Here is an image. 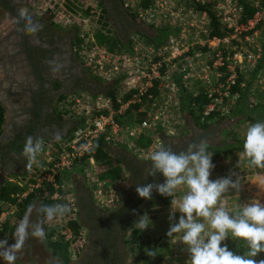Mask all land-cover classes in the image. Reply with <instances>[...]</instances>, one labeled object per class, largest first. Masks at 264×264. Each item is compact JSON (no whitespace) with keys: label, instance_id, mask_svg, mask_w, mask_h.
I'll use <instances>...</instances> for the list:
<instances>
[{"label":"built area","instance_id":"obj_1","mask_svg":"<svg viewBox=\"0 0 264 264\" xmlns=\"http://www.w3.org/2000/svg\"><path fill=\"white\" fill-rule=\"evenodd\" d=\"M178 1L121 0L124 8L135 13L136 21L148 26L159 23L175 25L180 19V11L174 9V4ZM31 2L34 10L46 14L56 25L78 26L79 49L85 68L98 82L113 84L114 87L113 99L103 91L80 90L70 96L66 114L72 127L67 135L43 142V151L33 165L40 167L42 172L28 185L19 176L7 177L5 180V184L14 185L17 189L10 194V200L0 201V228L12 216L16 203L32 188L45 182L50 185L51 196L56 204L69 203L71 206V213L49 222L51 227L58 228L64 240H70L72 232L66 223L69 219L77 218V206L75 195L72 196L63 189L61 181L64 171L69 168L84 169L82 177L95 204L112 206L114 203L111 198H106L103 193V188L112 186L106 185V181H99L97 177L98 167L92 157L93 140L101 137L109 147L119 144L134 147V140L142 135L151 139L146 130L166 121L158 116L171 112V101H176L181 96L182 88L186 87L184 80L189 74L192 75L191 67L185 63L186 56L193 50L189 48L192 44L179 43L182 38L170 33L164 43L156 38L151 46L148 42H140L137 36L131 38L132 42L127 48L111 51L95 43L93 39L94 31L90 24L93 18L96 23V16L92 5L83 0ZM250 4L253 11L243 21L239 20L241 7L236 0H215L213 4L212 9L217 19L227 29L222 37L214 36L203 41V46L212 54V61L201 70L210 72L212 68L217 77L213 91L201 88L210 96V101L203 110L204 114L214 110L218 112V105L223 98L236 92L231 89L232 86L236 88L240 84L235 82V69L238 74L245 66L257 69L256 66H260L263 61L260 67L263 77L258 80V84L260 89L264 88V0H250ZM157 35L155 33L153 37H158ZM224 61L227 75L220 82L218 77L221 73L217 66ZM198 89L199 87L187 96H193ZM180 105V111L184 112L183 105ZM126 117L130 118V125L124 130L123 122ZM163 128L169 131L166 125ZM152 141L150 140L151 143ZM157 143L160 145L161 140H157ZM114 183L123 184L124 181L121 178ZM120 188L124 189L123 185Z\"/></svg>","mask_w":264,"mask_h":264},{"label":"flooded vegetation","instance_id":"obj_2","mask_svg":"<svg viewBox=\"0 0 264 264\" xmlns=\"http://www.w3.org/2000/svg\"><path fill=\"white\" fill-rule=\"evenodd\" d=\"M84 1L94 7L96 18L104 13L119 37L121 29L132 28V19L121 0ZM21 8H26L28 15L43 25L36 34H27L24 23H18ZM79 38L78 26L56 25L34 10L31 0H0V81L7 85L1 94L6 105L0 101L4 114L0 132V188L8 175L26 170V160L21 156L26 138L45 142L68 134L72 122L66 114L67 102L74 92L105 91L107 86L91 78L81 60ZM57 65L59 70L53 71ZM15 80L19 86L13 92ZM196 141L197 138H190L186 143L166 145L178 152ZM122 160L129 173V185L120 204L98 206L90 194L82 192L76 197L77 219L84 236L79 252L64 262L46 250L47 255L40 260L20 263L126 264V236L152 199L139 197L136 186L163 183L164 177L158 173L145 179L149 159ZM156 193L154 189L152 197Z\"/></svg>","mask_w":264,"mask_h":264},{"label":"rangeland","instance_id":"obj_3","mask_svg":"<svg viewBox=\"0 0 264 264\" xmlns=\"http://www.w3.org/2000/svg\"><path fill=\"white\" fill-rule=\"evenodd\" d=\"M174 9L178 10V12L180 11L179 16L181 19H179L175 25L159 23L148 26L137 21L140 25H142L141 28L143 29L133 30L135 28H130L128 31L121 29V32H118L119 35L122 33L120 38L127 41V46L131 44V38H135L137 36H139L140 42H148L151 46L154 42H156V38L159 39V42L164 43L167 34L172 33L171 35L180 36L182 38V40H179V43L184 45L192 44L189 48L193 50V52L189 53V56H186L185 63L186 66L191 67L192 75L189 74L184 80L186 82V87L182 88L181 96L176 101H171V103H173L171 112H164L163 116H158L160 118H165L166 121H161L154 128L150 127L146 130V133L151 138L150 140H153L152 143L150 142L151 145L149 144L150 147H128V145L125 144H119L116 147L110 146V148H114L116 152H118L120 159L129 158L135 160H147L149 159L151 153L163 144L162 139L167 138V143L169 144H176L180 141L186 143L190 140V138H197L196 142L206 140L207 144H212V142L217 144L218 140L224 138L225 128L236 122L238 117L245 115L256 118L255 121H253L254 123L257 121L264 122V88L260 89V84H258V80L263 77L262 72L260 71V67L263 65L262 61L261 65L259 64L260 66H258L257 69L245 66L244 70L239 73L240 84L235 88L236 92L232 95L224 97L223 101L218 105V112L227 117L228 120L214 123L208 129H205V131L207 130L206 132L212 130L211 135L207 134L205 137L191 132L190 124L193 125L192 121L186 114L185 109L184 112L180 111L182 96L186 99V96L194 92L198 87L204 88L208 91H213L215 87L214 82L217 77L212 68L210 72L201 70L205 64L208 65V63L212 61L211 52L207 51L203 46V41L206 39V29L208 23L207 17L204 13L194 9V5L191 0H179L174 4ZM109 25L110 31H113L114 26L111 22ZM90 26L93 31L97 30L98 23L94 22V18L93 20L91 19ZM151 33H157L158 37L154 38ZM198 52H201V55H198ZM88 74L91 78H93L89 72ZM194 77H197V79H194ZM94 80L97 81L95 78ZM116 87H118L117 83ZM76 93L77 91L74 92L71 97ZM251 121L246 120L243 123L234 126L235 130L239 133V136L246 133L248 127L253 123ZM129 125L130 118L126 117L123 122L124 130L128 128ZM164 125H166L169 131H166L163 128ZM213 126H216V128L212 129ZM122 135H124V132ZM123 140L126 139L123 138ZM157 140H161L160 145L157 143ZM122 163L124 167L122 174L124 183L120 184L108 182L106 185L112 186V188H103L104 196L108 199L111 198L112 203H116L117 205L120 204L122 199H124V196L128 191L129 184V173L124 162ZM212 163L215 167L211 171L210 179L215 180L217 178L228 177L230 175L233 180H235L237 176L240 179L241 187L239 191L232 189L223 197L229 210L257 201L264 204V169L250 167L247 159L243 156V151H234L231 154L219 158L217 161H212ZM83 171L85 170H77L75 168H69L64 171L61 182L63 189L66 190L68 194H71L72 196L75 195L77 182H79L82 186L83 184L85 185L86 181L82 177ZM15 178L17 177L15 176ZM122 185L124 189L120 188ZM87 193L90 194L89 192ZM157 194L159 193L157 192ZM182 194L183 193L181 191L176 193L177 200L180 199ZM166 198L167 201L164 202H157L155 199L145 207L141 216H148L151 220V225L143 232L136 229L134 226L136 232L135 234L137 236L135 241H129L130 235L126 236V264H190V256L187 252L186 246L181 242H177L176 244L172 243L171 239L166 235L170 224L178 222L180 216V213L177 211L175 214V221L169 220L171 197ZM34 205H37L36 201H34L31 206ZM30 209L31 207L25 213L23 218L29 213ZM37 219L38 216L36 212L31 211V221L35 223ZM13 235L7 239L9 244L14 243ZM176 238L179 239V234H177ZM232 241L233 238L229 236L222 242V245L226 244L227 246H230ZM148 251H153L155 256L148 255ZM45 254L47 255L44 239L40 240L36 238H29L24 245L23 252L18 254L16 261L24 263L26 260H40L42 256H45ZM254 259L257 261L264 260V253H260ZM0 264H5L2 258H0Z\"/></svg>","mask_w":264,"mask_h":264},{"label":"clouds","instance_id":"obj_4","mask_svg":"<svg viewBox=\"0 0 264 264\" xmlns=\"http://www.w3.org/2000/svg\"><path fill=\"white\" fill-rule=\"evenodd\" d=\"M18 17V23H24L27 34L34 35L43 28L28 15L26 8L18 10ZM58 70L59 65L53 69ZM42 151L40 139L26 138L21 156L26 160L28 171L37 163ZM212 155L208 152L206 140L189 143L185 150L178 152L170 145L161 144L149 157L145 179L159 173L164 182L138 184L135 190L144 199H151L154 189L162 196L171 197L169 220L175 221L177 211L180 216L178 222L170 224L166 235L172 243L181 242L186 246L190 264H264V260L254 259L264 253V204L257 201L229 210L223 197L232 189L239 191L240 179L237 176L233 180L231 175L210 179L215 167ZM243 156L250 167L264 169V122L257 121L248 127ZM178 191L183 193L179 200L176 198ZM31 211L51 222L68 215L72 209L69 203L31 206L29 213L16 226L14 243L0 240V258L5 264H16L18 254L23 252L29 238L43 240L46 236L42 221H31ZM150 222V218L143 215L134 225L143 232ZM229 236L244 242L247 251L243 255L235 254L226 244L222 245ZM148 255L155 256L153 251H148Z\"/></svg>","mask_w":264,"mask_h":264},{"label":"trees","instance_id":"obj_5","mask_svg":"<svg viewBox=\"0 0 264 264\" xmlns=\"http://www.w3.org/2000/svg\"><path fill=\"white\" fill-rule=\"evenodd\" d=\"M194 5V9L204 13L208 19L207 29H206V38H211L214 36L222 37L226 31V27L222 25L217 19L213 8L215 0H191ZM241 7L240 21L245 20L249 17L253 11V8L250 4V0H236ZM128 12L131 19L135 20V13L131 10L125 8ZM46 15V14H44ZM94 15L95 12H94ZM49 19V17L46 15ZM96 23H98V28L93 33V39L95 43L105 46L108 50H120L121 48H127V41L120 38L113 31H110L109 24L110 21L105 17L104 13L100 15L99 18H96ZM205 48V46H204ZM207 49V48H206ZM224 55V53H223ZM225 61L222 65L217 66L218 71L221 75L218 77V81L223 82L224 78L227 75L225 69ZM258 67V66H256ZM236 72V83L240 81V75ZM232 91H234L235 86H232ZM106 95L110 96L112 99L114 97V87L113 84H108V89L103 91ZM125 98V96L123 97ZM210 101V96H208L207 91L199 88L193 96H186V99H182V105L185 109L186 114L189 119L192 121L193 125L198 129L205 130L208 129L212 124L219 123L224 120H228L227 117L220 114L217 111H211L204 114L203 110ZM115 105V103L113 104ZM132 108V106H130ZM3 109L0 106V132L3 125L4 119ZM256 118L252 116H242L236 119V122L225 128L224 138L218 140L217 144H208V152L213 153L212 161H217L219 158L224 157L228 154L233 153L234 151H243V143L245 138V133L242 136H239V133L235 130L236 125L243 123L246 120L251 122L255 121ZM254 123V122H253ZM134 146L138 148H146L150 144V139L144 135L136 138L134 140ZM93 148V160L98 167L97 177L99 181L114 182L122 178L123 174V163L114 154L110 151L109 146L106 145L104 140L101 137H98L92 142ZM42 172L40 167H32L31 171L27 169L20 179L24 182L25 185L33 182L34 178ZM26 178V179H25ZM17 189L16 186L10 184H4L0 188V201L10 200V194L15 192ZM52 189L49 184L41 183L36 188H32L28 193L21 199L20 202L16 203L14 212L12 216L7 219L2 227L0 228V240L8 239L11 237L16 229V226L20 223L25 213L34 203L37 202V205H54L56 204L55 200L52 198ZM156 199V200H155ZM153 200L155 201H167L165 196L155 194L149 203ZM42 221L44 231L46 236L44 238V245L47 252L56 258L62 259L64 262L68 260L69 256L72 253H78L82 239L84 238L81 231V225L77 218L69 219L66 223L67 227L72 232V237L70 240H64L58 231V228L51 227L49 222L41 215L38 217ZM136 222V221H135ZM134 222V223H135ZM135 226V225H134ZM135 229L128 233L130 235L129 241H135L137 236L135 234ZM229 250L233 251L235 254L243 255L247 251V247L243 241L238 239H233L230 246H227ZM16 264H22L19 261H16Z\"/></svg>","mask_w":264,"mask_h":264},{"label":"crops","instance_id":"obj_6","mask_svg":"<svg viewBox=\"0 0 264 264\" xmlns=\"http://www.w3.org/2000/svg\"><path fill=\"white\" fill-rule=\"evenodd\" d=\"M138 25V26H142V25H140L136 20H134L133 21V19H132V28H134L135 27V25ZM143 29V28H142ZM133 30H141V29H133ZM144 31H145V29H144ZM143 31V32H144ZM146 32V31H145ZM153 36H154V34L155 33H151ZM2 70V68L0 67V71ZM103 84V83H102ZM4 85H6L4 82H2V81H0V97L2 98L3 96V94L5 93V92H3L6 88H7V85L6 86H4ZM103 85H106L107 87L105 88V90H107L108 89V85L107 84H103ZM2 94V95H1ZM168 139V138H167ZM167 139H162V143L163 144H169V143H167ZM110 148V147H109ZM114 154V153H113ZM114 156L115 157H117L115 154H114ZM119 158V157H118ZM120 159V158H119ZM122 162H123V160H122V158L120 159ZM24 173V172H23ZM23 173H17V174H15V175H8L7 177H18V176H20V175H22ZM129 185V184H128ZM80 192H82L83 194H87V192H88V190H87V186L86 185H84L83 184V186L79 183V182H77L76 183V188H75V196L77 197V195L80 193Z\"/></svg>","mask_w":264,"mask_h":264},{"label":"water","instance_id":"obj_7","mask_svg":"<svg viewBox=\"0 0 264 264\" xmlns=\"http://www.w3.org/2000/svg\"><path fill=\"white\" fill-rule=\"evenodd\" d=\"M134 28H136V29H142L140 26H138L137 24L135 25V27ZM13 87H12V91L13 92H16L17 91V87L19 86V83L17 82V80H15V82H13ZM94 85V84H93ZM4 86H6V85H4ZM94 91V90H93ZM94 92H98V91H94ZM3 97H5V96H3ZM3 97L1 98L0 97V101H3L4 99H3ZM4 102V105H6V102L5 101H3ZM216 128V126H213V128L212 129H215ZM190 130H191V132L193 133V134H199V135H201V136H206L207 134H209V135H211V132H212V130L211 131H208V132H206L205 130H201V129H198L196 126H194V125H191L190 124ZM212 144H214L213 142H212ZM110 149V151L111 152H113L117 157H119V155H118V152H116V150L114 149V148H109ZM20 173H23L22 172V170H20L19 171Z\"/></svg>","mask_w":264,"mask_h":264}]
</instances>
